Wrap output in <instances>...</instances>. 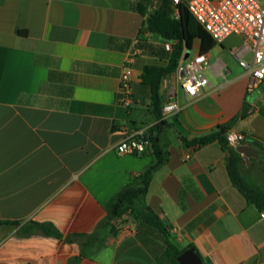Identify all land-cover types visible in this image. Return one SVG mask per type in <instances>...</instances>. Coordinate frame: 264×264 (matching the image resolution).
<instances>
[{
  "label": "crops",
  "instance_id": "crops-1",
  "mask_svg": "<svg viewBox=\"0 0 264 264\" xmlns=\"http://www.w3.org/2000/svg\"><path fill=\"white\" fill-rule=\"evenodd\" d=\"M138 2L0 0V264H173L152 225L130 213L104 224L109 201L156 163L151 149L116 151L135 130L158 136L165 154L146 203L175 244L194 248L202 264H264V216L232 183L226 150L217 140L191 148L180 138L223 125L252 136L244 174L246 160L264 152V85L247 94L249 75L235 55L243 40L233 35L204 54L209 84L198 96L178 87L175 72L163 81V105L175 89L181 111L158 131L141 77L147 64H166L174 42L149 31ZM200 53L198 39L185 51ZM126 65L129 108L118 103Z\"/></svg>",
  "mask_w": 264,
  "mask_h": 264
},
{
  "label": "trees",
  "instance_id": "trees-1",
  "mask_svg": "<svg viewBox=\"0 0 264 264\" xmlns=\"http://www.w3.org/2000/svg\"><path fill=\"white\" fill-rule=\"evenodd\" d=\"M152 0H139L135 10L142 15H147L148 29L151 33L160 36L167 41H173L171 54L165 65L147 64L143 68L142 81L151 90V105L153 114L159 119L156 129L160 131L165 125L162 119V107L164 96L161 94L163 81L177 70L179 60L185 50L192 49L196 39L201 42V54L213 49L217 43L206 32L199 22L188 10L184 1L174 4L173 0H160V6L153 12H148ZM175 9L178 15L175 16ZM248 97V96H247ZM247 101V99H246ZM248 101L245 102L243 114L248 111ZM229 129L223 125L214 133L201 138L188 141L180 136L183 143L191 148H199L210 142L218 141L227 152V169L232 183L246 197L247 201L254 204L260 211L264 212V188L251 183L243 172V156L238 152L239 146L233 147L228 144L225 134ZM150 142V149L156 157V163L149 167L144 173L136 177L133 182L124 186L108 203L106 226H111L112 220L130 213L134 218L152 225L158 229L166 239L167 255L170 256L173 264H179L177 257L185 251L179 248L173 241L168 229L160 221L156 213L148 207L146 195L154 172L164 163L165 154L160 148L159 138L155 135L146 134ZM254 146L257 142L254 140ZM251 161V160H250ZM138 181V183H136ZM17 225V223H9ZM34 229L42 231L46 235L59 236L58 231L49 224H34Z\"/></svg>",
  "mask_w": 264,
  "mask_h": 264
},
{
  "label": "built area",
  "instance_id": "built-area-1",
  "mask_svg": "<svg viewBox=\"0 0 264 264\" xmlns=\"http://www.w3.org/2000/svg\"><path fill=\"white\" fill-rule=\"evenodd\" d=\"M182 1L217 44L223 43L233 35L243 40L242 52H236L235 55L240 66L245 68L249 75L247 94L258 92L260 86L264 85V0H173V3L178 4ZM174 15H178V9H175ZM185 51L175 71L178 76L177 85L187 96L196 97L209 84L206 74L209 63L204 54L186 56ZM248 53L251 54L249 62L244 60V55ZM132 73L131 66L126 65L120 76L118 88V103L127 108L135 102L131 89ZM180 111L181 107L174 89L167 95L162 107V119L176 115ZM225 138L233 147L254 143L252 136L234 129H228ZM148 149L150 142L143 130L126 134L116 145L119 154H143ZM113 224L117 225L116 222Z\"/></svg>",
  "mask_w": 264,
  "mask_h": 264
},
{
  "label": "rangeland",
  "instance_id": "rangeland-1",
  "mask_svg": "<svg viewBox=\"0 0 264 264\" xmlns=\"http://www.w3.org/2000/svg\"><path fill=\"white\" fill-rule=\"evenodd\" d=\"M246 163L249 164L245 172L247 179L260 188H264V152H255L251 161L246 160ZM127 215L130 217L129 213Z\"/></svg>",
  "mask_w": 264,
  "mask_h": 264
},
{
  "label": "water",
  "instance_id": "water-1",
  "mask_svg": "<svg viewBox=\"0 0 264 264\" xmlns=\"http://www.w3.org/2000/svg\"><path fill=\"white\" fill-rule=\"evenodd\" d=\"M255 93V92H254ZM247 101H251V97H247ZM252 147L248 145H243L238 148V152L249 156L251 154ZM245 162V159H243V163ZM177 262L179 264H202V261L198 254L196 253V250L194 248H190L184 252H182L177 257Z\"/></svg>",
  "mask_w": 264,
  "mask_h": 264
}]
</instances>
